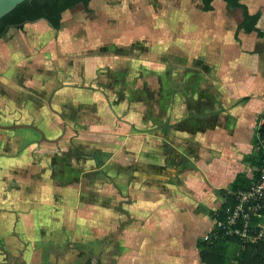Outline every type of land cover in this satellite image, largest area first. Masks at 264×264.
Listing matches in <instances>:
<instances>
[{"label":"crops","instance_id":"obj_1","mask_svg":"<svg viewBox=\"0 0 264 264\" xmlns=\"http://www.w3.org/2000/svg\"><path fill=\"white\" fill-rule=\"evenodd\" d=\"M125 3L90 0L87 5L90 12L86 14L95 17L89 24L94 29L84 36V41L94 44L103 40V34H95L97 26L93 23L110 14L118 15L123 11L121 8L128 6ZM238 3L249 15L259 13L255 24L258 33L235 32L242 20V11L222 0H212L211 10L207 12L200 10L198 0L195 4L188 0L176 3L166 0L160 5L147 6L148 11L142 10L149 16L137 21L140 38L133 43L141 44L143 53L149 52L152 59L149 67L160 65L164 68L163 76L156 75L154 88L144 82L136 86L137 74L141 75L144 68L131 56L136 53V45L134 51L116 45H113L116 50L110 51L107 46L99 51L102 54L94 56L108 82L104 87L97 86L121 92L118 95L122 100L117 99L121 102L105 101L103 105L99 98L93 99V93L89 100L86 99L87 92L93 89L78 88L74 72L52 74L47 70L40 71L36 75L39 86L29 85L28 91L6 87L4 79L0 78L4 99L12 101L7 102L6 107L0 104V127L9 132V138L27 139L21 141L22 147L16 148V152L21 153L41 139L59 142L71 139L82 122L87 123V132L103 135L111 128L103 127L105 122L125 123V107L143 103L150 113L154 99L150 100L146 95L151 92L158 97V114L151 113L150 117L143 118L154 128L137 133L141 135L137 140L164 141L160 152L158 148L153 152V147L150 159L137 161V264H203L199 261L195 243L211 228L209 213L223 202L220 192L227 190L237 174L250 178L252 168L248 158L253 154L256 122L262 123L259 118L264 110V0H239ZM70 10L61 14L57 30L44 20L26 22L21 29L35 37L30 38L32 42L38 35L50 34L55 35L59 43L66 40L69 45L76 44L79 35L75 34L74 24L69 25L70 33L64 34ZM174 18L178 20L176 24ZM168 27H175L176 34ZM10 29L15 28L7 31ZM118 37L108 35V39L121 41ZM27 39L30 40L27 37L22 40L26 42ZM36 41L39 42L38 38ZM48 43L44 41V46L39 43L38 46L47 49ZM56 60L62 65V59ZM175 66L181 68L180 80L173 77ZM146 73L151 74L149 70ZM127 75L134 79V86L126 83ZM49 76L53 77V84H46ZM175 93L183 96L179 98L173 95ZM122 103L124 110L120 118L121 114L115 115V105ZM97 106H101V110L95 111ZM158 122H161L160 130L155 127ZM86 147V155L94 166L92 171H98L110 161L104 157L109 154L107 151L96 146ZM138 149L141 147L137 145ZM70 150L75 151L73 147ZM9 151L10 148H4V155ZM65 153L67 150L62 154ZM62 154L52 157L50 169H56L60 164L56 157L60 158ZM2 157L0 264H49L51 252L61 249L63 240L59 237H63V233L58 229L66 216L38 203L43 194L40 190L37 196L31 197L33 190L29 188L33 180L18 182L7 177L8 173L3 172L18 167L5 162L12 159H8L9 156ZM60 168L67 170L63 175H70L68 170H71L66 164L61 163ZM81 173H76L74 179L62 178L57 183L62 186L63 183L70 185L74 180L78 182ZM41 180L40 177L37 181ZM50 181L57 184L52 172ZM214 202V209L207 208ZM35 203L37 206L33 205ZM71 227L76 228L75 225ZM72 228L68 231L70 239L75 231Z\"/></svg>","mask_w":264,"mask_h":264},{"label":"rangeland","instance_id":"obj_2","mask_svg":"<svg viewBox=\"0 0 264 264\" xmlns=\"http://www.w3.org/2000/svg\"><path fill=\"white\" fill-rule=\"evenodd\" d=\"M105 1L121 5L126 2L128 6L126 9L121 8L123 11L119 12L118 15L110 14L108 18L95 20L96 22L93 23L97 26H95L97 28L95 34L98 32L103 34L105 36L104 41L101 40L94 44L84 41V36L92 33L91 31L94 29L93 25L89 27V24L95 17L92 14H84L79 6L67 12L68 28L64 30V34L70 33L69 25L74 24L75 34L79 35L76 44L72 43L71 46L66 40L61 43L57 42V37L55 35L50 36V34L38 35L39 42L36 41L37 38L32 42L30 38L33 35H29L30 32L22 29H10L3 33L0 36V78L4 79V85L18 91L21 89L28 91L29 85L36 88L39 86L36 75L40 71L47 70L52 74L58 71L64 74L74 72L77 74L75 79L78 88L87 86L93 89L87 92L89 96L88 98L84 97V99L89 100L93 93V99L97 101L99 98L98 100H102L103 105L106 104L105 101L113 104L121 102L117 100L121 98V95H118L121 92L117 93L111 89L106 90L97 86L100 84V87H104L108 82L99 70L102 68L99 67L94 56L98 55L97 53L107 46H110L108 48L110 51L116 50L113 45L120 46L119 48L128 51L136 45L135 51L132 50L136 53L131 54V56L135 57L136 61L143 64L144 67L141 75L137 74L136 86L139 87L144 82L148 87L152 86L154 88L157 85L156 75L163 76L164 68H161L160 65L157 68L149 67V63L152 61L149 52L143 53L142 45L133 42L140 38L137 35V21L139 18L145 19L149 16L148 13L142 10H147L149 8L147 6L163 4L166 0ZM168 1L176 3L182 0ZM188 1L195 4V0ZM137 11L139 12L137 13ZM173 20L175 24L178 21L175 18ZM168 30L176 34L175 27H168ZM109 34L120 36L118 38L121 41L108 39ZM23 37L30 40L27 39L24 42ZM44 41L49 42L50 47H46L47 49L38 46V43L44 46L42 45ZM145 44L149 45L150 43ZM99 54H102V52ZM56 58L62 59L60 61L62 65L57 63ZM91 62L93 63L91 64ZM147 70L151 74L146 73ZM174 70L173 77L180 80L182 77L179 73L181 68L175 66ZM53 82V77L49 76L46 84H53ZM41 83H43V80H41ZM126 83H132L134 86V79L127 75ZM27 91L25 94L29 95ZM2 94L0 91V104H4L6 107L7 102L11 100L4 99ZM123 94H126V92ZM173 95L179 98L183 96L177 93ZM146 96L150 100L154 99L151 102L150 113L147 112L143 103L127 106L125 110L124 103L115 105L117 107L115 115L121 114V118L123 110L125 111V123L105 122L103 127H111L110 132L103 135L98 134L97 136L87 132V123L82 122L75 129L76 134H71L74 135L71 139H63L60 142L41 139L36 145H32L23 153L21 151L16 152V148L22 147L21 141L25 140L24 142H26L27 139L9 138V132L0 127V159L2 156H9L8 159H12L5 162L15 164V167H18L14 171L10 169V171L3 173H8L7 177L12 181L33 180L30 182L33 187L30 186L29 188L31 191L33 190L31 197L37 196L36 193L40 190L43 194L40 195L39 199L41 201L38 203L42 202L41 205L43 204L44 207L48 206L51 210L60 212V216H66L60 221L62 225L60 224L58 229V232L63 233L64 237H59L60 241L63 240L61 249L51 252L54 256L51 255L49 258V264H83L87 258L93 263L98 261L99 264H137V161L144 162L148 158L150 159L153 147L155 148L153 152H156L157 148L160 152V147H163L161 145L164 142L160 139L151 140L148 138L137 140V136H141L137 133H141L140 131L147 130L150 127L154 128L148 122L145 123L143 118L150 117L151 113L154 116L158 114L156 103L158 97L151 92ZM99 110H101V106L95 108V111ZM160 126L161 122L155 124V127H158L159 130L161 129ZM157 141L159 142L157 143ZM137 145L141 147L140 150H137ZM86 146H96L104 152L107 151L109 154L106 153L107 156L104 157L106 159L108 157L110 161L98 171H92L91 169H94V166H91L92 161L89 159V155H86ZM72 147L75 149L74 152L70 150ZM4 148H10L8 154L4 155ZM66 150L67 153L62 154ZM60 153L62 154L61 157H56L60 164L56 165V169H50V164L53 163L52 157ZM99 162H101L100 159ZM61 163L70 168L71 171L68 170V173L71 172L70 175H63L67 173V170L60 168ZM51 172L56 183L60 182L62 178L74 179L73 176L76 177V173H82L78 176V182L74 180L70 185L63 183L62 186H59L58 183L54 185L50 181ZM40 177L43 180L37 181ZM42 184L46 186L42 188ZM33 205L37 206V203ZM215 205L216 202L210 203L207 208L214 209ZM71 225H75L76 228H72ZM71 228L72 231L74 229L75 231L73 234L71 233L70 239L69 232ZM66 233H68V236ZM87 241L89 242L87 243ZM235 254L236 246L226 244L224 249L225 264H233Z\"/></svg>","mask_w":264,"mask_h":264},{"label":"trees","instance_id":"obj_3","mask_svg":"<svg viewBox=\"0 0 264 264\" xmlns=\"http://www.w3.org/2000/svg\"><path fill=\"white\" fill-rule=\"evenodd\" d=\"M90 0H26L12 11L0 18V36L9 28L21 29L22 24L44 20L52 29L59 28L61 14L65 11L80 5L85 13ZM200 10L207 12L211 10L212 0H198ZM231 7H236L242 11V20L237 26L235 32L242 31L245 34L257 32L255 24L259 18V13L253 15L247 14L245 7L238 3L239 0H222ZM258 33V32H257ZM262 123L255 126V138L252 141L253 154L248 158L249 166L252 168L250 178H245L242 174H237L228 186L227 190H222L221 196L223 202L220 206L209 213L213 218V213H219L226 205L232 203V198L227 193L237 191H246L256 182L261 168L264 167V110L259 118ZM258 121V120H257ZM226 244L236 246V254L233 258V264H264V237L253 244H244L238 238H227L217 235L211 241L198 239L195 243L199 261L203 264H225L224 249ZM83 264H91V260H86ZM94 264H99L98 261Z\"/></svg>","mask_w":264,"mask_h":264},{"label":"built area","instance_id":"obj_4","mask_svg":"<svg viewBox=\"0 0 264 264\" xmlns=\"http://www.w3.org/2000/svg\"><path fill=\"white\" fill-rule=\"evenodd\" d=\"M232 203L219 213H213L210 230L202 236L211 241L217 235L238 238L244 244H253L264 237V167L248 190L227 193Z\"/></svg>","mask_w":264,"mask_h":264},{"label":"water","instance_id":"obj_5","mask_svg":"<svg viewBox=\"0 0 264 264\" xmlns=\"http://www.w3.org/2000/svg\"><path fill=\"white\" fill-rule=\"evenodd\" d=\"M26 0H0V18Z\"/></svg>","mask_w":264,"mask_h":264}]
</instances>
